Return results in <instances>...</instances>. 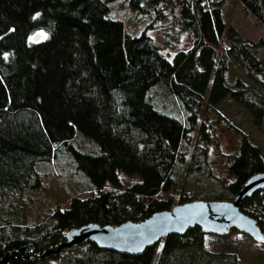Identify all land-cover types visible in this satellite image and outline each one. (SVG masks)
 Returning <instances> with one entry per match:
<instances>
[{
  "label": "trees",
  "instance_id": "trees-1",
  "mask_svg": "<svg viewBox=\"0 0 264 264\" xmlns=\"http://www.w3.org/2000/svg\"><path fill=\"white\" fill-rule=\"evenodd\" d=\"M223 1L0 0V258L21 247L39 254L81 225L116 226L186 202L231 200L250 176L264 173L259 148L241 136L223 162L229 198L177 192L174 185L184 166L204 170L211 136L199 121L202 107L215 111L228 98L264 133V64L250 50L255 43L226 27ZM237 1L264 26V0ZM120 7L148 16L149 23L131 33ZM168 13L192 36L190 47L171 58L147 33L151 21ZM232 68L243 78L230 79ZM157 86L172 97L177 117L155 108ZM37 164L58 178L70 197L67 208L40 191ZM119 174L138 181L121 190ZM239 210L264 233V189L242 200ZM34 212L40 217L30 221ZM202 235L193 227L181 237ZM154 246L139 257L152 261ZM76 249L80 256L102 251L90 242ZM58 256H23L8 264ZM157 264L235 260L197 248L163 249Z\"/></svg>",
  "mask_w": 264,
  "mask_h": 264
},
{
  "label": "rangeland",
  "instance_id": "rangeland-1",
  "mask_svg": "<svg viewBox=\"0 0 264 264\" xmlns=\"http://www.w3.org/2000/svg\"><path fill=\"white\" fill-rule=\"evenodd\" d=\"M120 8L123 11L124 25L131 33L139 32L145 27V24L149 23L148 16L130 12L123 7ZM221 17L226 27L232 26L243 40L257 45L250 50L264 64V26L248 15L237 0L223 1ZM151 25L152 28L147 30V33L167 58H171L179 50L190 47L191 33L182 31L172 14L168 13L165 20L151 21ZM174 39L176 42L171 44ZM235 76L243 78V74L238 69L232 68L230 79ZM151 96L158 111L177 117V109L167 91L157 86ZM162 100L164 101L163 105L160 104ZM198 117L199 121H204L208 126L211 136V143L206 148V162L202 167L204 170L193 171L184 166L174 178L175 189L177 192H190L203 198L217 197L225 200V198H229L225 189L229 178L223 169V162L229 160L230 156L237 151L241 136L247 137L250 142L256 145L264 159V133L253 126L246 111L228 98L221 102L215 111L202 107ZM190 135L191 138L196 137V130L192 131ZM186 155L189 157V152ZM46 169L47 167L42 164L36 165V170H40V191L47 198L49 197L54 205L67 208L69 195L55 175L45 174ZM136 181L138 178L135 176L119 174L121 190ZM106 187L109 188V185ZM80 197L84 198L85 194ZM31 214L30 221H37L40 217L35 212ZM154 247L156 253L152 261H146L139 256L118 254L110 250L91 252L80 256L76 247H73L60 251L58 259L55 261L43 259L40 264H113L119 260H128L134 264H157L163 249L177 251L180 249L196 250V248L209 254L231 256L234 258L235 264H264V243L256 242L238 231L226 235L203 234L200 239L181 236L164 237Z\"/></svg>",
  "mask_w": 264,
  "mask_h": 264
},
{
  "label": "water",
  "instance_id": "water-1",
  "mask_svg": "<svg viewBox=\"0 0 264 264\" xmlns=\"http://www.w3.org/2000/svg\"><path fill=\"white\" fill-rule=\"evenodd\" d=\"M264 189V173L250 176L231 200H195L173 206L170 210L151 214L141 221H125L116 226L85 224L63 233V241L53 247L33 253L26 247L5 253L0 264L23 256L42 259L48 255L90 242L98 250H110L127 256H140L145 249L169 235H183L197 227L203 234L226 235L241 232L252 240L264 243V233L256 221L239 210L245 198Z\"/></svg>",
  "mask_w": 264,
  "mask_h": 264
},
{
  "label": "snow or ice",
  "instance_id": "snow-or-ice-1",
  "mask_svg": "<svg viewBox=\"0 0 264 264\" xmlns=\"http://www.w3.org/2000/svg\"><path fill=\"white\" fill-rule=\"evenodd\" d=\"M39 35H41V36H44L45 34H43V33H40Z\"/></svg>",
  "mask_w": 264,
  "mask_h": 264
},
{
  "label": "bare ground",
  "instance_id": "bare-ground-1",
  "mask_svg": "<svg viewBox=\"0 0 264 264\" xmlns=\"http://www.w3.org/2000/svg\"><path fill=\"white\" fill-rule=\"evenodd\" d=\"M65 250V249H64ZM62 251V250H61Z\"/></svg>",
  "mask_w": 264,
  "mask_h": 264
}]
</instances>
